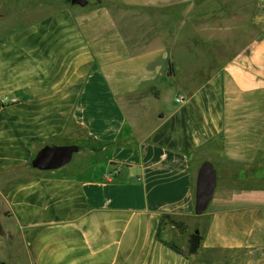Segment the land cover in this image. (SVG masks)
Returning <instances> with one entry per match:
<instances>
[{
  "label": "crops",
  "instance_id": "1",
  "mask_svg": "<svg viewBox=\"0 0 264 264\" xmlns=\"http://www.w3.org/2000/svg\"><path fill=\"white\" fill-rule=\"evenodd\" d=\"M82 1L0 0V264H264V0H207L248 11L250 36L220 40L223 52L135 49L112 12L138 9L160 29L205 0ZM50 144L100 172L33 167ZM204 161L215 183L196 214ZM191 232L194 254L166 244L187 252Z\"/></svg>",
  "mask_w": 264,
  "mask_h": 264
},
{
  "label": "rangeland",
  "instance_id": "2",
  "mask_svg": "<svg viewBox=\"0 0 264 264\" xmlns=\"http://www.w3.org/2000/svg\"><path fill=\"white\" fill-rule=\"evenodd\" d=\"M223 1L215 0L216 4L220 3L221 5ZM239 2L240 0L234 1L237 4ZM207 4V0H205L204 4L195 10L190 8L189 10L184 9L173 12V15H169L167 21L163 22L165 26L160 29L144 24V13L138 9L127 8L114 1L112 12L125 38H127L128 44L135 49H143L158 43H165L169 47L171 46L175 52L209 51L211 48H214L217 52H223L229 45L220 42V40H231L232 49H235L241 41L250 36V27L245 22V15L248 14L246 8L243 11L233 10V14H231L229 11H225L222 6L210 8L207 7ZM227 23L232 26L231 34L224 27L225 24L227 26ZM179 24L183 25L181 29L178 28ZM211 62L212 60L209 59L199 60L200 64H210ZM183 78L185 80L188 76L185 75ZM183 78L180 74L178 77L179 81L174 79L172 83L170 81L168 82L169 84L162 87L161 98L159 101H153L149 104L148 108L151 111H157L168 105L170 98H173L174 92ZM92 159L91 156L75 153L69 163L58 169L71 167L72 174L81 171L84 176L92 177L96 172H100V169L95 168ZM100 167L101 165L98 168ZM201 218V216L194 215L193 218H190L189 223L191 225L200 223L199 219ZM175 231L171 230L167 235L171 237ZM178 239L181 241V238L178 237Z\"/></svg>",
  "mask_w": 264,
  "mask_h": 264
},
{
  "label": "water",
  "instance_id": "3",
  "mask_svg": "<svg viewBox=\"0 0 264 264\" xmlns=\"http://www.w3.org/2000/svg\"><path fill=\"white\" fill-rule=\"evenodd\" d=\"M73 3H83L82 0H71ZM76 149L74 145H45L31 160V165L38 169H51L67 163L72 152ZM215 174L212 164L209 161L201 163L195 183L194 212L201 213L209 201L214 183Z\"/></svg>",
  "mask_w": 264,
  "mask_h": 264
},
{
  "label": "trees",
  "instance_id": "4",
  "mask_svg": "<svg viewBox=\"0 0 264 264\" xmlns=\"http://www.w3.org/2000/svg\"><path fill=\"white\" fill-rule=\"evenodd\" d=\"M168 73H172L171 64L169 63ZM180 231H185L186 226L182 222L177 221H171ZM201 241V235L198 232H191L188 235V249L187 252L182 251L176 244L174 243H166L171 249H173L175 252L182 254V255H188V254H194L197 252L199 245ZM3 264V263H1Z\"/></svg>",
  "mask_w": 264,
  "mask_h": 264
},
{
  "label": "built area",
  "instance_id": "5",
  "mask_svg": "<svg viewBox=\"0 0 264 264\" xmlns=\"http://www.w3.org/2000/svg\"><path fill=\"white\" fill-rule=\"evenodd\" d=\"M175 100H176V101H181V100H182V98H181V97H179V96H177V97H175Z\"/></svg>",
  "mask_w": 264,
  "mask_h": 264
}]
</instances>
